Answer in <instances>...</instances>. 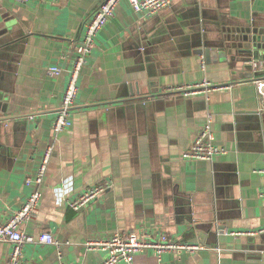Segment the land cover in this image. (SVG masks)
<instances>
[{"label": "crops", "instance_id": "obj_1", "mask_svg": "<svg viewBox=\"0 0 264 264\" xmlns=\"http://www.w3.org/2000/svg\"><path fill=\"white\" fill-rule=\"evenodd\" d=\"M97 3L0 0L9 30L0 36L1 81L10 89L0 113V225L33 190L25 178L53 145L40 204L22 228L34 236L49 229L57 243H26L22 264H99L106 252L87 241L132 230L207 247L139 252L132 264H264V96L223 50L205 48L220 43L223 27L263 26L264 0H174L155 14L120 0L80 74L73 123L57 137L63 146L52 123ZM202 80L230 87L209 97L165 92ZM208 112L226 151L185 159ZM105 181L102 193L72 208L86 187ZM10 250L0 241V264Z\"/></svg>", "mask_w": 264, "mask_h": 264}, {"label": "built area", "instance_id": "obj_2", "mask_svg": "<svg viewBox=\"0 0 264 264\" xmlns=\"http://www.w3.org/2000/svg\"><path fill=\"white\" fill-rule=\"evenodd\" d=\"M24 2L28 0H22ZM120 0H98L97 6L90 12L83 24V31L80 42L75 47V57L69 72V78L61 98L57 113L52 123V134L58 143L63 146H69L66 141H60L57 137L60 132L70 127L73 123L72 108L76 101L78 93V82L83 67L86 65L89 55L96 47V35L104 25L107 24L110 17L115 14L117 4ZM133 10L144 14H155L168 6L174 0H127ZM59 65H53L50 68L51 75H59L61 72ZM230 85H216L208 80L200 82H189L186 84L171 86L165 90L166 93L179 94L186 97L203 94L209 97L210 93ZM214 115L207 113L206 120L202 124L197 135L194 137L190 147L183 154L185 159H198L212 161L217 155L223 154L226 149L216 142L214 131ZM53 145H48L43 152L42 160L37 167L34 175L28 174L25 178L27 185L33 186L21 207L14 211L7 221L0 225V241L11 245L8 264H22L23 246L26 243L55 244L57 243L53 232L49 229H43L39 235L34 236L26 233L22 225L31 218L35 209L39 206L42 191L41 185L44 181L46 170L52 155ZM264 173V167L259 169ZM111 184L109 181L99 182L86 187L76 198L70 201L72 208L84 206L88 201L97 197ZM264 200V187L260 192ZM231 233L240 234L242 231H233ZM246 233L252 234L253 231ZM87 246L90 249H103L106 252L105 257L99 264H132L135 255L139 252L153 250L157 257L162 253L170 251H188L195 252L207 247L199 242L181 241L173 238L166 232H160L158 236L152 237L146 231H117L111 236L100 240H88ZM58 264H66L64 261ZM82 264V263H77Z\"/></svg>", "mask_w": 264, "mask_h": 264}, {"label": "water", "instance_id": "obj_3", "mask_svg": "<svg viewBox=\"0 0 264 264\" xmlns=\"http://www.w3.org/2000/svg\"><path fill=\"white\" fill-rule=\"evenodd\" d=\"M223 39L218 45L206 46V55L214 49L223 50L242 81H254L258 92L264 96V25L261 27L241 25L222 29ZM9 33L7 24L0 19V36ZM2 40V39H0ZM1 42V41H0ZM6 70L0 67V113L7 112L10 89L2 84ZM2 118V117H0Z\"/></svg>", "mask_w": 264, "mask_h": 264}]
</instances>
